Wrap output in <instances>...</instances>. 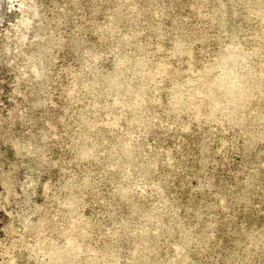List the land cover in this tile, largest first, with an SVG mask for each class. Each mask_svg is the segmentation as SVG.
<instances>
[{"label": "rangeland", "instance_id": "rangeland-1", "mask_svg": "<svg viewBox=\"0 0 264 264\" xmlns=\"http://www.w3.org/2000/svg\"><path fill=\"white\" fill-rule=\"evenodd\" d=\"M0 264H264V0H0Z\"/></svg>", "mask_w": 264, "mask_h": 264}]
</instances>
